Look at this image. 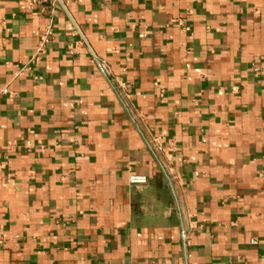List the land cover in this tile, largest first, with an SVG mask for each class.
Returning <instances> with one entry per match:
<instances>
[{
	"label": "crops",
	"instance_id": "obj_1",
	"mask_svg": "<svg viewBox=\"0 0 264 264\" xmlns=\"http://www.w3.org/2000/svg\"><path fill=\"white\" fill-rule=\"evenodd\" d=\"M0 264H264V0H0Z\"/></svg>",
	"mask_w": 264,
	"mask_h": 264
},
{
	"label": "built area",
	"instance_id": "obj_2",
	"mask_svg": "<svg viewBox=\"0 0 264 264\" xmlns=\"http://www.w3.org/2000/svg\"><path fill=\"white\" fill-rule=\"evenodd\" d=\"M42 41H45L47 39V33L44 34V36L41 38ZM42 45V44H41ZM39 49L37 50V56L41 54L42 52V48L41 46L38 47ZM36 56V58H37ZM16 68H17V75H23V73H25L27 71V67L25 66H19L18 64L15 65ZM7 91V88L6 89H3V92L6 93ZM130 181L133 183V182H145L146 181V178L144 176H137V175H133L130 177Z\"/></svg>",
	"mask_w": 264,
	"mask_h": 264
}]
</instances>
